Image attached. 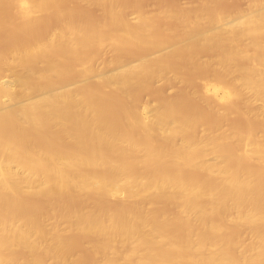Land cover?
Here are the masks:
<instances>
[{"label": "bare ground", "instance_id": "6f19581e", "mask_svg": "<svg viewBox=\"0 0 264 264\" xmlns=\"http://www.w3.org/2000/svg\"><path fill=\"white\" fill-rule=\"evenodd\" d=\"M185 1L0 0V264H264V0Z\"/></svg>", "mask_w": 264, "mask_h": 264}, {"label": "rangeland", "instance_id": "374dc122", "mask_svg": "<svg viewBox=\"0 0 264 264\" xmlns=\"http://www.w3.org/2000/svg\"><path fill=\"white\" fill-rule=\"evenodd\" d=\"M182 1H184V0H182ZM186 1L188 2V0H186ZM186 1H185V3H186ZM244 2H245V1H244ZM244 2H243L242 4H241V2H240L238 5L240 6V4H241V6L243 7V4L246 5V2H245V3H244ZM245 7H246V6H245ZM162 83H163V81H162ZM162 83H160V81H159V82L157 83V85L159 84V86H160V85H162ZM146 97L149 99V100L147 99V101H150V100H151V99L149 98V96H146ZM146 97H145V100H146ZM211 160H215V159L212 158Z\"/></svg>", "mask_w": 264, "mask_h": 264}]
</instances>
